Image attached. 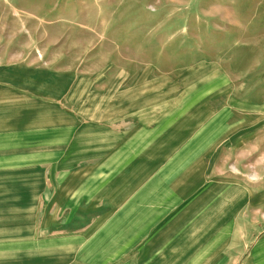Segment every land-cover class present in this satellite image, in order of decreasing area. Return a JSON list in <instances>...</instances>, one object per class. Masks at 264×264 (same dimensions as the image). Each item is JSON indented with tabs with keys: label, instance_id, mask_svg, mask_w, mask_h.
<instances>
[{
	"label": "crops",
	"instance_id": "crops-1",
	"mask_svg": "<svg viewBox=\"0 0 264 264\" xmlns=\"http://www.w3.org/2000/svg\"><path fill=\"white\" fill-rule=\"evenodd\" d=\"M152 71H135L120 96L111 86L106 112L101 92L73 106L27 68L0 66V143L61 138L76 153L61 179L79 201L64 213L77 220L64 227L61 261L43 264H264V189L225 163L260 131L239 127L231 103L214 111L207 81L188 101L199 111H169L181 97Z\"/></svg>",
	"mask_w": 264,
	"mask_h": 264
},
{
	"label": "rangeland",
	"instance_id": "rangeland-1",
	"mask_svg": "<svg viewBox=\"0 0 264 264\" xmlns=\"http://www.w3.org/2000/svg\"><path fill=\"white\" fill-rule=\"evenodd\" d=\"M14 64L73 106L101 92L106 112L110 87L122 95L137 70L165 77L166 96L181 97L169 111H199L188 101L207 81L214 111L231 103L239 127L260 131L225 163L264 189V0H0V66ZM202 64L207 73L192 70ZM69 158L61 138L0 143V264L61 261L64 227L77 220L64 212L79 204L62 192ZM262 230L264 243V201Z\"/></svg>",
	"mask_w": 264,
	"mask_h": 264
}]
</instances>
